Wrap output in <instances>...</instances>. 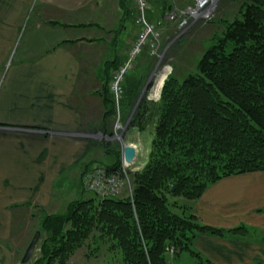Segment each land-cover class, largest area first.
<instances>
[{
	"label": "trees",
	"instance_id": "1",
	"mask_svg": "<svg viewBox=\"0 0 264 264\" xmlns=\"http://www.w3.org/2000/svg\"><path fill=\"white\" fill-rule=\"evenodd\" d=\"M232 2L242 5L241 17L229 22L217 13L206 24L209 43L195 71L165 80L151 160L132 175L131 196L82 197L63 213H42L32 264H69L92 239L97 245L112 242L122 255L120 264H167L169 247L188 249L189 231L214 233L186 213L187 205L172 210L177 203L168 200L170 185L176 184L173 194L188 203L221 179L264 171V0ZM198 23L194 33L199 28L202 33ZM151 111L142 104L132 125L153 122ZM112 149L115 160L105 166L109 173L121 169V154Z\"/></svg>",
	"mask_w": 264,
	"mask_h": 264
},
{
	"label": "rangeland",
	"instance_id": "2",
	"mask_svg": "<svg viewBox=\"0 0 264 264\" xmlns=\"http://www.w3.org/2000/svg\"><path fill=\"white\" fill-rule=\"evenodd\" d=\"M163 1L148 0V19L155 26L159 35L158 41H155L157 54L151 55L149 50L152 48L149 46L140 49V53L124 70V78L120 82L122 95L119 102L120 87L115 82L110 91V84L114 74L123 65L125 66L129 58L128 55L134 46L137 34V26L135 27L137 13L134 0H132V26L134 30L129 32L130 39L124 47L123 61L112 71L108 83L116 115L113 134H75L80 136L77 138L79 141L82 140L81 137L83 136L86 141L91 142V146L88 147L83 143L74 145L68 134H43L44 130H39V128L8 125L7 114L11 113L8 112L10 89L8 84L10 82L15 84L20 82V67L24 65V60L27 57L23 38L24 33L27 34L28 32L30 24V19L29 22H26V19L28 17L27 6L30 5L31 7V0H0V264H9L10 261L11 264H32L36 260L39 252L40 235L32 257L26 263L21 262L27 246L35 233L39 232L37 224L42 213H63L69 204L82 197L125 199L131 196L134 188L132 175L140 172L151 160L154 128L157 120L155 111L161 99L165 80L171 75L183 78L195 71L196 63L209 43V24H206L214 19L217 13L229 22L240 18L242 15V5L238 6L237 3L232 2L233 0H214L210 19L200 23L202 33L200 28L194 33L191 28L196 23L185 29H179L177 22L165 20V16L169 11L188 7L191 5V0H167L168 9L165 11L163 8L165 1ZM12 9L14 13L13 20L10 13ZM35 9L34 7L31 10L30 16ZM226 9L229 10L225 13L224 10L226 11ZM132 34L133 37H131ZM20 36L21 40L19 39ZM143 54L154 57L156 68L142 88L145 91L141 99H146L142 100L144 102L139 103L137 109L142 104L151 105L149 109L152 110L150 115H153V122H151L152 120H146L143 126H138L132 125L133 116L127 123L122 119L124 118L122 112L125 110L123 105L124 82L131 76L137 61ZM177 54L180 58L176 56ZM26 61L34 64L39 61V58ZM144 116H148V114ZM125 129L133 132L129 133L128 131L127 134H122ZM96 136L118 138H115L116 141L113 142L98 140L93 142L92 140ZM124 145L136 148L137 154L134 163L127 166L123 162L122 155H120L121 169L117 170L118 173L107 172L105 166L113 164L115 160L112 147H117L121 154ZM93 152L95 157H91ZM82 163L86 166L81 165ZM75 174H78V176H75ZM98 174L100 175L98 176ZM102 174L103 178L107 179L100 183ZM59 178L61 180H58ZM90 179L100 182L95 183L94 188L91 189L88 187V184H92ZM107 180L110 181L107 182ZM170 186L169 189L172 195L169 196L168 200L171 203H177V206L172 210H175L178 206L187 205L189 209L187 208L186 213L191 212L192 216L196 217L195 221L198 225L213 228L214 233L189 231L188 249L179 250L169 247L167 250V264H213L195 247L198 239L204 237L217 244L244 243L248 245V248H257L260 255L264 257V228L251 226L245 222L230 228L205 225L195 215L194 209L206 189L196 201L187 203L183 197L173 194L176 184L173 183ZM258 211H264V207ZM95 234H99V232L97 231ZM87 241V244L90 245L87 248L85 246L79 248L70 258L69 264H120L122 262L121 253L119 250L112 248V242L101 240L97 245L93 242V239ZM257 263L264 264V261Z\"/></svg>",
	"mask_w": 264,
	"mask_h": 264
},
{
	"label": "crops",
	"instance_id": "3",
	"mask_svg": "<svg viewBox=\"0 0 264 264\" xmlns=\"http://www.w3.org/2000/svg\"><path fill=\"white\" fill-rule=\"evenodd\" d=\"M27 7L30 24L23 38L27 57L20 67V82L8 84V125L39 128L43 134H68L74 145L90 147L91 142L83 136L79 141L75 134H113L116 115L108 83L123 61L129 32L134 30L132 0H31ZM32 7L36 9L30 16ZM10 13L13 20V9ZM38 58L34 64L26 61ZM153 58L143 54L124 82L125 123L146 99H141L142 88L155 71ZM125 131L122 134L133 132ZM97 140L107 142L99 136L92 141ZM262 207L264 172L246 173L209 186L194 213L212 227L230 228L245 222L264 228V211H258ZM209 240L198 239L195 247L213 264L264 261L255 247Z\"/></svg>",
	"mask_w": 264,
	"mask_h": 264
},
{
	"label": "built area",
	"instance_id": "4",
	"mask_svg": "<svg viewBox=\"0 0 264 264\" xmlns=\"http://www.w3.org/2000/svg\"><path fill=\"white\" fill-rule=\"evenodd\" d=\"M214 0H191V5L188 7H184L180 10H173L169 11L168 14L165 16V20L177 22L179 29H185L187 23L189 25H193L198 22L208 21L210 19L212 6ZM135 10H136V18H135V27L137 26V34L134 42V46L128 55V61L125 63V66L119 68V70L114 74L112 78V82L110 84V91L112 87L115 85V82L118 83V87H120V92L118 95V100L120 102L121 98V80L124 78V70L129 67V65L133 62L136 58L137 54L140 53V49L144 46H149L152 48L150 51L151 55L157 54V45L155 41H158L159 35L156 32L155 26L150 23L148 19V10L149 4L148 0H134ZM113 97L115 96L113 92ZM100 174H98L99 176ZM97 176V177H98ZM87 177V176H85ZM90 178V177H89ZM87 179V178H86ZM100 181L91 180L92 184H88L89 188H94L95 183H102L106 179L103 178V174L100 176ZM111 180V179H110ZM110 180H107L109 182Z\"/></svg>",
	"mask_w": 264,
	"mask_h": 264
},
{
	"label": "water",
	"instance_id": "5",
	"mask_svg": "<svg viewBox=\"0 0 264 264\" xmlns=\"http://www.w3.org/2000/svg\"><path fill=\"white\" fill-rule=\"evenodd\" d=\"M136 153V148L130 145H124L121 150L122 159L128 166H131L134 163L136 159ZM39 235V232H36L30 241L22 258V263L28 262V260L32 257L39 240Z\"/></svg>",
	"mask_w": 264,
	"mask_h": 264
},
{
	"label": "bare ground",
	"instance_id": "6",
	"mask_svg": "<svg viewBox=\"0 0 264 264\" xmlns=\"http://www.w3.org/2000/svg\"><path fill=\"white\" fill-rule=\"evenodd\" d=\"M188 26H190L189 23H187V25H186L185 27L187 28ZM108 138H109V137H108ZM108 138L105 137V139H108ZM115 138L117 139L118 137H114L113 139L110 138V140H111V141H116ZM136 154H137V153H136ZM123 162H124V161H123ZM124 163H125V162H124ZM125 164H126V163H125ZM126 165H127V164H126ZM127 166H128V165H127Z\"/></svg>",
	"mask_w": 264,
	"mask_h": 264
},
{
	"label": "flooded vegetation",
	"instance_id": "7",
	"mask_svg": "<svg viewBox=\"0 0 264 264\" xmlns=\"http://www.w3.org/2000/svg\"><path fill=\"white\" fill-rule=\"evenodd\" d=\"M106 140H107L108 142H113V141L110 140V138H109V139H106Z\"/></svg>",
	"mask_w": 264,
	"mask_h": 264
}]
</instances>
